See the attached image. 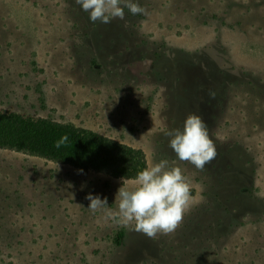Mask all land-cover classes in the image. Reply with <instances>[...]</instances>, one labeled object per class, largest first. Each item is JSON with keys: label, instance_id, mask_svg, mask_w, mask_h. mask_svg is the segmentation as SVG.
Returning a JSON list of instances; mask_svg holds the SVG:
<instances>
[{"label": "rangeland", "instance_id": "374dc122", "mask_svg": "<svg viewBox=\"0 0 264 264\" xmlns=\"http://www.w3.org/2000/svg\"><path fill=\"white\" fill-rule=\"evenodd\" d=\"M138 2L102 23L76 0H0V109L168 160L190 209L152 239L87 208L117 210L136 179L0 148V264H264V0ZM190 114L216 146L202 171L166 135Z\"/></svg>", "mask_w": 264, "mask_h": 264}, {"label": "clouds", "instance_id": "9594fccd", "mask_svg": "<svg viewBox=\"0 0 264 264\" xmlns=\"http://www.w3.org/2000/svg\"><path fill=\"white\" fill-rule=\"evenodd\" d=\"M89 13L92 22L110 23L112 19L125 17L127 8L132 15L144 14L146 9L133 0H76ZM214 96V93H209ZM170 137L169 146L177 158L189 162L197 170H203L217 155L216 146L210 138L204 121L190 114L184 121L183 129L166 132ZM67 134L54 142V147L66 144ZM88 209L93 213L102 211L105 218L122 226H134V230L155 239L158 234H172L183 222L191 207V182L178 166H169L166 159L146 167L137 174L135 186L120 187L115 197L117 210L108 208L107 198L88 194Z\"/></svg>", "mask_w": 264, "mask_h": 264}, {"label": "trees", "instance_id": "16d2710c", "mask_svg": "<svg viewBox=\"0 0 264 264\" xmlns=\"http://www.w3.org/2000/svg\"><path fill=\"white\" fill-rule=\"evenodd\" d=\"M138 1L141 0H135L136 3H139ZM64 134H67L69 139L57 149L54 142ZM0 148L29 152L82 169L107 171L113 177L136 179L137 174L147 167L142 149L71 124L58 123L47 118H33L2 109ZM123 237L124 233L118 232V245Z\"/></svg>", "mask_w": 264, "mask_h": 264}]
</instances>
